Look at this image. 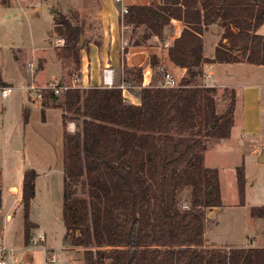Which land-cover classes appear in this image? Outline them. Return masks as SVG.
<instances>
[{
	"label": "trees",
	"instance_id": "obj_1",
	"mask_svg": "<svg viewBox=\"0 0 264 264\" xmlns=\"http://www.w3.org/2000/svg\"><path fill=\"white\" fill-rule=\"evenodd\" d=\"M172 20L185 24L169 49L171 61L186 70L179 87L132 90L138 105L118 87L63 93L64 124H77L75 133L63 134L64 241L83 250L84 264H264V247L204 248L207 209L223 207L219 171L205 165L204 139L230 138L236 91L227 112L218 115L217 89L200 83L203 34L218 21L225 32L212 62L264 65V35L257 33L264 0H161L128 7L124 16L126 26L144 28L135 45L162 38ZM59 24L64 48L80 62L86 46L79 49L81 29L67 20ZM137 74L142 78L141 70ZM5 85L0 76V87ZM45 99L59 104L61 98L46 92ZM37 177L26 170L22 183L27 246L37 228L30 220ZM236 178L244 205V165ZM186 188L190 204L181 210ZM251 217L264 221V207H253Z\"/></svg>",
	"mask_w": 264,
	"mask_h": 264
},
{
	"label": "rangeland",
	"instance_id": "obj_2",
	"mask_svg": "<svg viewBox=\"0 0 264 264\" xmlns=\"http://www.w3.org/2000/svg\"><path fill=\"white\" fill-rule=\"evenodd\" d=\"M10 2L9 6L12 4L13 8L0 10V71L4 82L16 89L6 99L0 92V248L5 247L12 251L8 252L7 264H84L83 250L75 247L69 250L64 241L66 228L62 218L63 134L65 130L75 133L77 124L76 121L68 122L76 125L74 131H70L68 123L63 127L62 114L58 109L61 108L63 93L59 96V104L53 106L55 109L48 110L44 119L40 104L31 109L28 121L25 119L24 104L29 94L20 89L26 82L20 66L23 67V63L27 64V61L32 62L33 67L29 63L26 68L29 72H34L36 68L32 60L35 49L39 50L38 54L44 56L43 49L52 48L62 59L60 66L55 60L52 62L56 68L53 74L61 76L69 87L78 85L82 75L81 51L80 62L66 51L63 27L59 23L67 20L81 29L80 42L84 38L82 48L88 42H99L101 33L97 14L101 7L100 0ZM36 7L42 8L38 12L39 16L33 13ZM140 30L136 31L135 37H139ZM258 34L264 35V25ZM59 40L63 44L61 48L57 45ZM20 49L25 51L24 56L19 52ZM243 76L244 73L240 74V79ZM219 77L220 73L213 81ZM32 81L39 86L50 82L45 78L37 82L32 78L30 82ZM259 81L263 82L264 78L261 77ZM208 82L211 80L208 79ZM163 83L164 80L160 85ZM216 89L217 114L223 115L231 105L232 89ZM235 103L236 111L241 106L239 93L236 94ZM235 118L237 126L233 128L230 138L204 139L207 146L205 165L219 171L221 197L224 200L223 207L207 209L204 246L206 249L264 246V221L251 217L253 207H264V118L262 133L257 137L246 138L241 137L240 111ZM242 165L246 175L244 205H240L236 178V170ZM27 169L41 174V192L33 206L31 217L38 227L32 231L28 246L23 241V206L21 204L16 207L14 215L16 198L5 187L6 184L21 187ZM12 192L18 194L17 189ZM190 198L191 189H184L181 193V210L189 207ZM8 215L14 217L12 222L8 221ZM258 231L260 240L257 239ZM41 235L46 237L45 245L55 256L53 262L47 260L42 251L43 244L37 239Z\"/></svg>",
	"mask_w": 264,
	"mask_h": 264
},
{
	"label": "crops",
	"instance_id": "obj_3",
	"mask_svg": "<svg viewBox=\"0 0 264 264\" xmlns=\"http://www.w3.org/2000/svg\"><path fill=\"white\" fill-rule=\"evenodd\" d=\"M154 2H161V0H121L120 2L117 0H100L101 7L98 10L97 18L100 25L101 37L99 42H88L85 48L81 50L82 75L78 80L79 84H75L74 88H103V72L106 68H112L114 70V82L116 86L124 84L128 88V93L123 94L124 97L128 102L138 105L140 101L132 93V90L137 91L141 87H159L161 86L160 83L164 80V76L166 74L171 75L179 83L182 81L186 75V70L175 65L171 61L169 49L174 44L175 40L181 36L185 28L183 21L172 20L171 23L165 27L162 38L153 36L150 39L142 42L140 45H135L134 42L141 39L144 33V28L139 27L134 29L133 27L126 26L124 24L125 15H123L121 12L122 7L128 8L131 6H150ZM10 8H13L12 4L10 6H3L0 0V10ZM41 9V7H36L33 9V13L39 16L38 12ZM137 30L141 31L139 37L134 36L136 35ZM224 32L225 29L221 26L219 21L212 23L204 31L203 58L205 62L203 63L202 67L204 76L200 80V83L207 87L224 88L226 90L232 89L236 91V94L239 93L241 106L239 110H236L234 113L233 128L237 126V119L235 118V115H237V113L240 111L241 118L239 124L241 126V137H257L260 135V133H262L263 130L264 81H259V79H261V77L264 78V65L257 66L247 62H212L211 60L215 58L216 50L219 44L222 42ZM132 34L133 36L131 37L130 35ZM57 45L59 48H61L63 46L62 41L59 40ZM38 51L39 50L35 49L32 60L36 68H34V72L31 73L26 68L27 64L29 63L31 67H33L32 62L27 61V64L23 63V67L19 65L22 73L24 74V80L26 81L24 83H29L32 78L37 82V80L39 81L43 78L49 81L54 77L60 79L63 82L61 76L53 74L54 70L56 71V68H54L52 63L55 60L57 65L60 66L62 60L61 56H58L56 50L54 49V52L52 48H48L47 50L44 48V56L38 54ZM19 52L23 54V56L25 55V51L22 52L20 49ZM16 58L19 59V57ZM127 70L129 72H127ZM137 70H141L142 78H138ZM218 73L221 74V77L216 78L215 81H213L214 77L218 76ZM242 73H244V76L242 79H240L239 75ZM0 76L4 82L1 71ZM246 77L248 80H246ZM208 79L211 80L210 83L208 82ZM5 86L12 85L6 84ZM36 104H40L43 119L45 118L46 112L48 110L55 109L53 107L55 104L49 102V100L45 99L40 102L36 100L31 94H29L25 100L24 112H27L29 116L31 109H35ZM58 109L61 111L63 121V109ZM68 124H70V128L67 125L70 131H74L76 125H73V123ZM37 174L38 177L35 181V197L31 201L30 207V220L38 227V224L33 222L31 219L33 206L35 202H37L41 192L39 184L41 174L38 172ZM5 187L7 191L16 198L13 207V212L15 215L17 210L16 207L21 205L22 185L19 187L15 184H6ZM14 189L18 190V194H14V192H12ZM7 219L8 221L12 222L14 217L8 215ZM259 237L260 231H258L257 235L258 240H260ZM253 242H255V239H253ZM72 248L73 247L69 246V250H72Z\"/></svg>",
	"mask_w": 264,
	"mask_h": 264
},
{
	"label": "built area",
	"instance_id": "obj_4",
	"mask_svg": "<svg viewBox=\"0 0 264 264\" xmlns=\"http://www.w3.org/2000/svg\"><path fill=\"white\" fill-rule=\"evenodd\" d=\"M120 2L121 0H117ZM122 14L126 15L128 13L127 7H122ZM103 87L105 88H114L118 87L122 90L123 94L128 93V88L121 84L119 86H116L114 82V70L112 68H106L103 72ZM162 87L166 88H177L179 87V82H177L171 75L166 74L164 76V83ZM72 87H69L68 85L64 84L60 79L58 78H52L50 82L44 86H39L35 84V82L31 83H25L22 85L20 89L26 91L27 93L31 94L36 100H43L44 94L46 92H53L56 96H60L62 93L67 91ZM15 87L13 86H4L0 87V92L3 98H8L11 93L15 91ZM38 239L39 243L43 244L42 251L44 252L46 259L53 262L55 260V256L51 253V250L47 248L46 244V237L44 235H41ZM7 248L1 247L0 248V264H7L6 258L8 255Z\"/></svg>",
	"mask_w": 264,
	"mask_h": 264
},
{
	"label": "water",
	"instance_id": "obj_5",
	"mask_svg": "<svg viewBox=\"0 0 264 264\" xmlns=\"http://www.w3.org/2000/svg\"><path fill=\"white\" fill-rule=\"evenodd\" d=\"M83 44H84V38L81 39V42H80V44H79V47L82 48ZM214 128H215V124H213V125L211 126V129H214Z\"/></svg>",
	"mask_w": 264,
	"mask_h": 264
}]
</instances>
